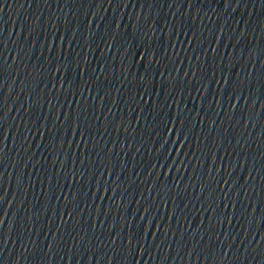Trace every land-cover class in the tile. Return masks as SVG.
Listing matches in <instances>:
<instances>
[{
  "label": "water",
  "instance_id": "95a60500",
  "mask_svg": "<svg viewBox=\"0 0 264 264\" xmlns=\"http://www.w3.org/2000/svg\"><path fill=\"white\" fill-rule=\"evenodd\" d=\"M0 264H264V0H0Z\"/></svg>",
  "mask_w": 264,
  "mask_h": 264
}]
</instances>
